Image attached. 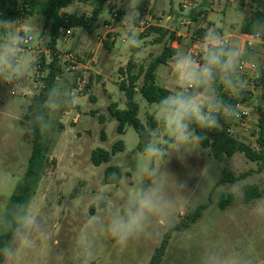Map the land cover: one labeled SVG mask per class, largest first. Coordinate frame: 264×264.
Instances as JSON below:
<instances>
[{
	"label": "rangeland",
	"instance_id": "obj_1",
	"mask_svg": "<svg viewBox=\"0 0 264 264\" xmlns=\"http://www.w3.org/2000/svg\"><path fill=\"white\" fill-rule=\"evenodd\" d=\"M113 1L114 8H117V0ZM175 2L179 13H188L180 11L179 4L183 0ZM95 3V0L76 2L62 12L90 16ZM205 9L210 11L208 6ZM106 16L107 13H103L101 19H107ZM15 21L22 27V34L28 33V36L34 37L23 53L26 64L33 66L37 60H44L46 76L38 79L32 73L15 96L10 94V85L0 83V217L11 213L12 196L29 166L33 142L27 136L24 119L31 99L44 88L49 66L58 57L61 71L55 84L62 83L74 93L79 83L86 81L87 84L83 92H76L78 99L74 108L54 114L51 127L44 133L45 160L36 176L28 204L40 216L46 217L48 236L38 241L31 250L20 248L13 260L5 259L0 264H78V239L85 217L96 215L107 206H119L135 186L144 167L166 170L170 174L169 192L175 201L171 226L161 224L151 238L130 241L126 245L116 243L107 233H101L97 237L90 264H150L170 232L168 247L159 264H201L202 257L209 249L233 245L251 264H264V171H259L258 163L251 162L242 153L231 158L216 157L211 149L195 143L190 145L193 152L183 159L176 155L169 159L167 155L148 157L138 151L140 138L134 127L128 125L123 134L119 133V123L110 113L112 104L120 109L127 107V98L119 84L122 83L121 75L125 81L128 79L126 69L129 62L136 65L134 71L138 74L161 55L166 37L161 43L155 41L152 44L155 32L135 29L136 43L132 44L126 41L123 28L117 34V28L121 25L116 22L111 28L113 32L105 37L109 46H105L96 63L89 59L97 46V36L105 27L104 22L99 23L100 27L92 33L79 28L72 29V34L65 36L63 30L58 49L52 51L49 46L50 31L44 28L42 16L33 15ZM138 21L136 26H139ZM29 26L33 29L31 32ZM149 36L152 38L148 39ZM116 37L115 42L112 38ZM133 47L135 49L132 50ZM259 54L258 60L252 61L257 68L240 69L246 81L245 89L253 94L247 103L250 109L248 118L240 122L242 129L238 127L242 131L235 130L234 134L255 148L258 145L253 134L257 131L260 108L264 107V90L251 86L264 69V50ZM69 55H75L84 67L69 72L65 66V58ZM121 69L124 74H121ZM167 72V65H161L157 70L158 76ZM142 81L143 78L137 84L135 101L140 107L139 119L146 125L150 117L155 118L156 104L147 102L140 94ZM215 87L218 96L229 93L219 81ZM243 132L244 137L240 136ZM167 139L164 133L160 146L165 151H171L165 143ZM119 141H123L124 151L112 155L109 162L100 166L93 163L95 150L112 152ZM110 166L119 167L122 173L116 185L104 183L105 171ZM245 173L248 174L244 178L221 183L226 174L239 177ZM175 181L185 187L177 186ZM234 185L242 188V195L238 199L232 195ZM246 187H256L262 197L247 203ZM97 193H103L105 197L100 208L93 200ZM229 196H233V199L223 209L221 202ZM202 205L206 208L195 223L174 230Z\"/></svg>",
	"mask_w": 264,
	"mask_h": 264
},
{
	"label": "clouds",
	"instance_id": "obj_2",
	"mask_svg": "<svg viewBox=\"0 0 264 264\" xmlns=\"http://www.w3.org/2000/svg\"><path fill=\"white\" fill-rule=\"evenodd\" d=\"M111 2V0H110ZM119 3V0H117ZM143 0H124V15L120 25L124 29L126 41L135 44V28L139 18V7ZM243 13L228 18L230 29L243 26ZM33 29L29 26V32ZM257 38H264V21L254 25ZM28 33L22 34L18 21L0 19V83L10 85V94L15 96L21 84L35 71L26 64L24 46ZM203 62L193 58L190 52L177 51L170 61L174 87L170 94L156 104L155 120L157 127L147 131L143 151L148 157L176 155L183 159L192 153L193 143L201 144L206 137L197 134L193 125L200 129L212 130L220 127V117L233 119L238 116V106L222 100L216 93L219 81L233 96H239L246 88V81L240 74V66L254 59L252 53L241 46L240 41H226L215 27L209 28L202 41ZM76 94L62 83L52 86L46 99L35 108L28 121L27 131L39 130L45 133L52 124L51 117L61 110H71L77 103ZM171 151L160 146L163 134ZM164 171L144 167L123 202L113 208L100 209L96 215H88L80 229L78 239V264H90L97 237L107 233L118 244L151 238L159 226L170 227V218L175 201L169 192L168 176ZM115 181L116 175L111 177ZM176 185L184 188V184ZM232 195L240 198L242 188L234 185ZM93 200L97 206L104 203L103 193H97ZM0 231L11 234V238L0 247V256L13 260L20 248L31 250L38 241L48 236L46 217L40 216L27 203H17L9 215L0 217ZM201 264H251L238 250V247L221 246L209 249L202 257Z\"/></svg>",
	"mask_w": 264,
	"mask_h": 264
},
{
	"label": "trees",
	"instance_id": "obj_3",
	"mask_svg": "<svg viewBox=\"0 0 264 264\" xmlns=\"http://www.w3.org/2000/svg\"><path fill=\"white\" fill-rule=\"evenodd\" d=\"M0 0V19L15 21L18 18H26L28 16L40 15L44 18V28L50 31V49L55 51L57 48L58 41L63 35V30L72 29H83L92 33L97 27L100 15L103 12L104 4L106 0H95L96 5L90 18H86L85 15L77 16L62 11L76 2L88 3L93 0ZM252 5L256 10L253 17L247 19L242 26V32L247 34H255L254 25L257 21H264V0H253ZM143 12V8L140 9ZM151 32L159 34L157 42H161L166 36H170L173 39V34H170L167 30H163L156 27L150 28ZM264 39V38H263ZM108 45V43L106 42ZM175 50L169 46H165L161 55L153 59L148 67L141 69L138 74L135 73L134 69L136 65L132 62L128 64L127 76L128 79L120 84V89L125 93L127 98L126 109H120L118 105H110V113L112 117L118 121V131L123 134L126 126H133L137 131L140 142L138 145V151L144 153L143 148L147 139V131L151 128L157 127V122L152 116L148 119L147 124H143L139 119L140 107L135 101L136 94L138 92L137 84L141 78H143L142 85L140 87V94L144 97L147 102L151 104H157L161 98L170 94V91L157 83L156 71L157 68L166 64L174 55ZM44 63V60H42ZM58 57H56L52 64L49 66L48 75L45 79V85L42 92L31 99V105L25 115V123L27 129L29 127L28 121L31 119L32 111L37 108L46 99L48 90L55 85L58 76L60 74V68L58 66ZM124 74V72H123ZM252 87L255 89H264V72L261 77L255 79ZM252 95V92L248 89H244L239 96H226L224 101L236 106L240 103L248 102ZM236 124V118L224 119L220 117V127L212 130L200 129L193 125L197 134H202L206 139L201 143L205 148L211 149L216 157H233L237 153H242L251 162L259 164V171H264V107L260 108V118L258 120L257 131H254L253 136L256 137L257 148L251 146L248 143L242 142L236 139L232 133L231 128ZM27 136L32 139L33 142V153L29 162V166L25 173L24 178L17 187L16 192L11 199V208L17 203L29 202L33 186L35 183L36 176L42 167L45 160L46 143L45 135L39 130L29 132ZM104 138V136H103ZM125 150L123 141L117 142L112 152L104 149H97L92 154V161L96 166H100L103 163H107L111 160L112 155ZM113 174L116 175V180L113 181L111 177ZM248 173H245L239 177H235L232 174H226L222 180L223 182H234L240 178H244ZM122 173L119 167L110 166L105 171L104 183L110 185H116L120 182ZM261 193L256 187H246L245 190V201L247 203L252 202L254 199L261 198ZM233 199V196H229L228 199H223L221 207L224 209ZM206 208L205 205L199 206L191 215L186 217L178 224L174 230L187 227L190 223H195L201 216L203 210ZM171 234L168 233L167 238L164 240L162 246L157 249L156 254L153 256L150 264H159L162 257L164 256L168 247V237ZM11 238V234L7 232H0V247ZM5 260L3 256H0V263Z\"/></svg>",
	"mask_w": 264,
	"mask_h": 264
},
{
	"label": "crops",
	"instance_id": "obj_4",
	"mask_svg": "<svg viewBox=\"0 0 264 264\" xmlns=\"http://www.w3.org/2000/svg\"><path fill=\"white\" fill-rule=\"evenodd\" d=\"M252 1L253 0H183V2L179 4L180 11L188 12L187 14H183V13H179L175 0H143V3L139 7V13H140L138 18V20L140 19L138 21L139 26H136L135 29H139L140 32H143L146 29H150L151 27L167 30L170 34H173L174 38L170 39V36H166V39L168 40L166 39L163 40L165 46L171 47L172 49L175 50V52L181 50L190 52L194 59L202 63L203 37L209 28L215 27L218 31L222 33L226 41L229 42L232 40L240 41L241 46L246 48L254 56V59L248 61V63L255 65L256 67V64L253 63L252 61L258 60L260 56L259 53H261L264 50V39L257 38L255 34L243 33L241 29L242 27H240L238 30L230 29L227 23L228 18L234 16L236 13H243L244 22L247 19L252 18L256 11L252 5ZM123 3L124 0H119V3H117V8H114L115 6L114 1L111 0L110 2V0H106L102 14L107 13L106 16L107 19L102 20L101 19L102 14H101L97 24V27H100L98 26L99 23L104 22L105 27L101 29V32L97 36V46L92 51L93 56L91 54V58L89 59L90 62L97 63L96 61L97 57L99 58V55L101 56V52L103 51L105 46L107 47L109 46L106 44L107 41H105V37L108 36L111 32H113L111 28L116 22L119 23L121 22V18L124 15ZM205 6H208L210 11H208V9L206 10ZM141 8H143L142 13L140 12ZM110 10L112 11V13H109ZM91 16L92 14L90 16H86V18H90ZM122 28H123L122 26L117 28V34ZM155 34L156 36H154L153 38L152 36L148 37V39L152 38L153 40L152 44H154L155 41L157 42V39L159 37L158 33L155 32ZM101 36H103L104 38L102 43L99 40V37ZM197 38H200L201 42H196ZM112 40L116 42L117 37L112 38ZM155 45H159V44L156 43ZM56 49H58V44ZM133 49H135V47H133L132 50ZM171 59L166 64H162V65H167L168 67V72L166 74H163L162 76H158L156 71L157 83L160 86L168 89L169 91L172 89V87H174V83H175L171 77V72H170ZM87 67L90 68L89 66ZM120 72L121 74H123V69H121ZM263 72L264 69L262 73ZM261 75L262 74H260V77ZM123 81H125V77L121 75V82ZM226 96L233 97V95H231L230 93H227L226 95H221L219 97H221L222 100H224ZM249 102L250 101L236 105V106L239 105L240 107H238V116L236 117V124L231 128L232 135L236 139L245 143L247 142L244 141L242 138L235 136L234 134H235V130L236 132L242 131L239 130L238 127H241L242 129L243 125L240 126L239 125L240 122L243 119L248 118L247 116L249 115L250 109L247 107V103ZM240 136L244 137V132Z\"/></svg>",
	"mask_w": 264,
	"mask_h": 264
},
{
	"label": "built area",
	"instance_id": "obj_5",
	"mask_svg": "<svg viewBox=\"0 0 264 264\" xmlns=\"http://www.w3.org/2000/svg\"><path fill=\"white\" fill-rule=\"evenodd\" d=\"M72 34V30H66L65 31V36H70ZM103 36L99 37V40L100 42L102 43L103 42ZM34 40V37L33 36H28V39H27V43L26 45L24 46V49H26V46L29 45L32 41ZM196 42H201V39L200 38H197L196 39ZM65 63H66V68L69 72L71 71H76V70H79L81 69L82 67H84L81 63H79V61L77 60V57L75 55H69L65 58ZM33 66L35 67V71L33 72V75L36 77V78H42L44 79L45 76H46V69H45V66H44V63L42 60H37ZM255 68V65H252L248 62H244L242 63V65L240 66V69L241 70H246V69H251V70H254ZM86 84L87 82L86 81H82L81 83H79V85L77 86V89L75 90V92H83L85 87H86ZM238 107H240L238 105Z\"/></svg>",
	"mask_w": 264,
	"mask_h": 264
}]
</instances>
